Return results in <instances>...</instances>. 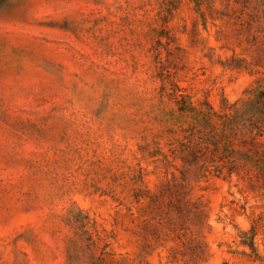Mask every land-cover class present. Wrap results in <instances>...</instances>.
<instances>
[{"label":"rangeland","instance_id":"1","mask_svg":"<svg viewBox=\"0 0 264 264\" xmlns=\"http://www.w3.org/2000/svg\"><path fill=\"white\" fill-rule=\"evenodd\" d=\"M172 88L264 90V0H0V264H264L263 183L159 155Z\"/></svg>","mask_w":264,"mask_h":264},{"label":"trees","instance_id":"2","mask_svg":"<svg viewBox=\"0 0 264 264\" xmlns=\"http://www.w3.org/2000/svg\"><path fill=\"white\" fill-rule=\"evenodd\" d=\"M170 90L182 138L159 154L163 160L179 159L201 176L236 174L264 185V90L252 89L233 102L221 98L217 109L207 99L194 103L179 88Z\"/></svg>","mask_w":264,"mask_h":264}]
</instances>
